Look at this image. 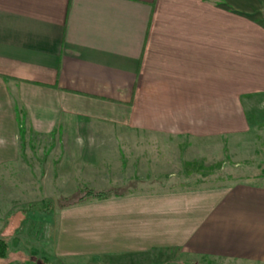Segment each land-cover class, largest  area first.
I'll use <instances>...</instances> for the list:
<instances>
[{
  "label": "crops",
  "instance_id": "1",
  "mask_svg": "<svg viewBox=\"0 0 264 264\" xmlns=\"http://www.w3.org/2000/svg\"><path fill=\"white\" fill-rule=\"evenodd\" d=\"M263 14L264 0H0V163L20 161L25 130L66 133L89 163L106 162L104 147L123 157L126 146L158 176L176 174L184 141L252 155ZM160 147L164 159L151 155ZM88 235L101 253L142 264L170 250L207 264H264V175L129 192Z\"/></svg>",
  "mask_w": 264,
  "mask_h": 264
},
{
  "label": "rangeland",
  "instance_id": "2",
  "mask_svg": "<svg viewBox=\"0 0 264 264\" xmlns=\"http://www.w3.org/2000/svg\"><path fill=\"white\" fill-rule=\"evenodd\" d=\"M261 18L264 22V14ZM248 111L258 138V147L252 155L244 157L246 154L227 146L205 153L187 148L184 141L180 147L182 163H175L178 171L173 177H169L168 171L167 174L161 171L158 176L151 170H142V157L133 162L137 157L132 159L126 146L120 148L123 157L112 156L110 147H104L106 162L89 163L81 156V146L69 145L71 139L66 133L55 132L42 139L25 130L20 161L0 163V239L8 246L7 257H0V264H128L127 254L101 253L102 250L96 248L93 237L88 235V231H93L95 218L108 213L109 201L125 198L132 191L194 189L261 174L264 95L250 105ZM98 127V134L113 131L118 138L131 134ZM157 149L152 148L151 155L159 152L164 159L166 149ZM99 191L110 192V196L99 198L96 196ZM101 255L105 257L101 259ZM143 260L146 264H207L204 258L179 250L153 251ZM130 262L142 264V259ZM216 262L209 264H219Z\"/></svg>",
  "mask_w": 264,
  "mask_h": 264
},
{
  "label": "trees",
  "instance_id": "3",
  "mask_svg": "<svg viewBox=\"0 0 264 264\" xmlns=\"http://www.w3.org/2000/svg\"><path fill=\"white\" fill-rule=\"evenodd\" d=\"M262 175H264V168L262 170ZM90 193H92V192H90ZM96 196L99 198H107L110 196V192L99 191L96 193ZM7 249H8L7 242H5V240H3V239H0V257L1 258L7 257V252H8Z\"/></svg>",
  "mask_w": 264,
  "mask_h": 264
}]
</instances>
